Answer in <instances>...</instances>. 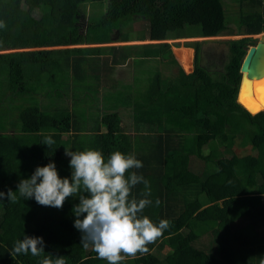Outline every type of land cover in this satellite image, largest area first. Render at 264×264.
<instances>
[{
  "label": "trees",
  "instance_id": "trees-1",
  "mask_svg": "<svg viewBox=\"0 0 264 264\" xmlns=\"http://www.w3.org/2000/svg\"><path fill=\"white\" fill-rule=\"evenodd\" d=\"M99 1H105L104 12L82 30L79 9ZM241 3L252 9L239 19L244 31H263L264 0ZM222 10V0H0L6 25L0 41L16 49L0 61V191H16L21 179L50 161L70 179L65 149L135 154L143 165L135 171L149 181L153 201L144 214L171 226L148 246L150 254L131 264H264V113L250 114L236 102L245 39L223 41L226 61L214 75L197 62L185 73L166 42L75 46L110 42L114 33L128 40L121 29L138 16L147 23L148 39L172 38L196 25L204 34V19ZM112 49L120 53L117 63L132 57L134 68L114 86L101 87L98 81L109 72L104 54ZM141 127L155 135L140 133ZM44 136L55 141L50 148L40 143ZM236 140L256 154H235ZM191 156L209 164L219 181L206 184V172L194 171ZM142 190L138 185L133 195ZM78 203L79 196L62 208L0 198V264H41L56 255L66 264H106L81 245L72 211ZM219 219L245 223L225 231ZM24 235L42 237L45 252L14 254ZM164 247L161 256L153 251Z\"/></svg>",
  "mask_w": 264,
  "mask_h": 264
},
{
  "label": "clouds",
  "instance_id": "clouds-1",
  "mask_svg": "<svg viewBox=\"0 0 264 264\" xmlns=\"http://www.w3.org/2000/svg\"><path fill=\"white\" fill-rule=\"evenodd\" d=\"M5 27L0 21V28ZM40 143L50 148L55 141L44 136ZM65 154L70 156V179L61 178L55 163L50 161L37 166L29 178L21 179L16 191L10 189L7 194L0 191V198L7 195L12 202L34 198L42 206L62 208L67 198L79 196V203L72 211L76 217L74 227L82 233L81 245L85 249L91 247L106 264H122L128 257L150 254L148 246L160 239L171 225L167 219L155 222L144 214L153 201L149 181L135 171L143 167L142 162L135 154L119 150L108 156L95 148L65 149ZM141 184L143 190L137 197L133 189ZM160 204L157 198L155 205ZM12 251L16 255L30 253L39 257L45 252L44 240L24 235L14 243ZM41 264H66V260L62 255H56L55 259L47 256Z\"/></svg>",
  "mask_w": 264,
  "mask_h": 264
},
{
  "label": "rangeland",
  "instance_id": "rangeland-1",
  "mask_svg": "<svg viewBox=\"0 0 264 264\" xmlns=\"http://www.w3.org/2000/svg\"><path fill=\"white\" fill-rule=\"evenodd\" d=\"M242 0H222V12L218 14H212L211 16H207L204 19L205 22V33L202 34L200 32V27L198 25L192 27H186L184 30L180 31L178 35H172V38H154L151 40H144L143 42L147 45L151 44H159L161 42H166L170 44V49L177 57V60L180 62L179 64L184 69L185 73H190L197 62V64L203 66L207 69L208 72L215 74V71H221L223 68V64L226 61L225 54L226 48L224 47L223 41L225 40H236V39H245L244 43H249L254 38H257V35L260 33H264V30L256 33H246L242 25H240V17L242 14L250 13L252 9L249 6L243 5L241 3ZM105 9V1L87 3L83 5L78 11V23L82 26V30H84V26L89 21H93L95 19L100 18L101 14ZM135 22L128 26H125L121 29L120 34L125 33L128 36V40L124 41L119 39V35L114 33L113 37L119 40H113L108 45H127V44H137L134 39L136 37H140L143 34H147V23L145 20L139 19L140 17H135ZM157 33L161 32L160 26H158ZM257 40V39H256ZM151 41V42H150ZM195 43L198 44V49H195ZM91 44H77L75 46H89ZM178 47H186L188 48L190 54V61L188 64H183L181 58H179V53L176 48ZM11 49L6 48L3 43L0 41V61L7 59L8 53ZM156 63V62H155ZM167 69L163 68V73L166 72ZM167 73V72H166ZM140 133H148L149 135H155L153 129H149L146 127H141L139 130ZM207 151L208 148H205ZM233 151L237 155H255L256 150L251 145L240 146L238 145V140L235 141V145L233 146ZM190 166L197 173L206 172L204 176V182L207 184L209 182L219 181V177L212 174V169L209 164H206L202 160L196 158L195 156H191L190 158ZM201 198L204 200L205 196L202 195ZM245 221L237 219L233 222V224L229 223L228 220L219 219L218 227L221 230L229 231V228H236L242 226ZM154 253L156 255H163L167 251V248L163 249L154 248ZM132 257L126 258L127 263L131 264Z\"/></svg>",
  "mask_w": 264,
  "mask_h": 264
},
{
  "label": "water",
  "instance_id": "water-1",
  "mask_svg": "<svg viewBox=\"0 0 264 264\" xmlns=\"http://www.w3.org/2000/svg\"><path fill=\"white\" fill-rule=\"evenodd\" d=\"M264 35V33L262 34ZM264 37V36H263ZM254 41V44L250 46H244L243 50L246 51V54L241 61L239 71L241 73V78L239 82L238 92H237V100L245 110H247L250 114H255L259 111L264 113V107L260 110L253 112L252 104L248 107L245 105V100L247 94L252 91L253 81L254 79H258V76L264 73L263 69H261L262 63L264 62V50L262 48L261 42ZM258 43V44H257ZM16 49H11L10 51H15ZM245 95V97H243ZM261 106H264V99H260L258 97L254 98Z\"/></svg>",
  "mask_w": 264,
  "mask_h": 264
},
{
  "label": "crops",
  "instance_id": "crops-1",
  "mask_svg": "<svg viewBox=\"0 0 264 264\" xmlns=\"http://www.w3.org/2000/svg\"><path fill=\"white\" fill-rule=\"evenodd\" d=\"M144 36L145 37L142 38V39H137V37H136V39H134V40L140 41V42H136L139 45H147L143 41L144 40H151V39H148V35L147 34H145ZM113 40H118V39H115L114 38ZM112 41H110V42H112ZM110 42L101 43V44H91L90 46H94V45H103V46H106V47L107 46H110V47H120V46H123V45H108ZM112 50H109L106 54H104V56H107L108 57V65H109V67H106L104 65L105 67L103 66V68H104L105 71H109V72L103 78L101 77V79L98 81V82H100V86L101 87H103V86H106L107 87L108 85L114 86L113 84H111L112 81H117V80H120L121 78H125L126 76L129 75V73L132 72V70L134 68L133 61H132V57H127V59H125L124 62L123 61H120L122 63H117L118 60L121 59V57H119L120 56V53L118 51L116 53V51H114V50L112 52ZM114 56H117L120 59H118L116 61V58ZM113 62H114V64H113ZM102 73H103V71L101 72V74Z\"/></svg>",
  "mask_w": 264,
  "mask_h": 264
},
{
  "label": "bare ground",
  "instance_id": "bare-ground-1",
  "mask_svg": "<svg viewBox=\"0 0 264 264\" xmlns=\"http://www.w3.org/2000/svg\"><path fill=\"white\" fill-rule=\"evenodd\" d=\"M263 33H260L257 35V41L256 42H261L262 43V48L264 50V35H262ZM258 44V43H257ZM177 52L179 53V58H181V61L183 62V64H188L190 61V54L188 51V48L186 47H178L176 48ZM261 69H263L264 71V62L262 63ZM252 91H250L247 96H246V100H245V105H247L248 107L250 106L249 103H251L253 112H256L258 110H260L262 107L254 98L258 97L260 99H264V73L260 74L258 76V79H254L253 81V87H252ZM238 92V91H237ZM243 97H245V95H243ZM236 100H237V95H236Z\"/></svg>",
  "mask_w": 264,
  "mask_h": 264
},
{
  "label": "flooded vegetation",
  "instance_id": "flooded-vegetation-1",
  "mask_svg": "<svg viewBox=\"0 0 264 264\" xmlns=\"http://www.w3.org/2000/svg\"><path fill=\"white\" fill-rule=\"evenodd\" d=\"M257 39V38H256ZM255 38L252 40V41H250L249 43H244L243 45H242V49H243V47L244 46H250V45H252V44H254V41L256 40ZM224 44V43H223ZM224 47L226 48V46H225V44H224ZM244 51V54H243V57H242V59H241V61L243 60V58H244V56H245V54H246V51L245 50H243ZM226 52H227V49H226ZM225 59H226V54H225ZM241 61H240V64H241ZM225 63V62H224ZM195 66V65H194ZM223 66H224V64H223ZM181 68H182V66H181ZM239 68H240V66H239ZM183 69V68H182ZM193 69H194V67H193ZM192 69V70H193ZM184 70V69H183ZM215 72H217V71H215ZM238 72L240 73V71L238 70ZM240 78H241V73H240Z\"/></svg>",
  "mask_w": 264,
  "mask_h": 264
}]
</instances>
